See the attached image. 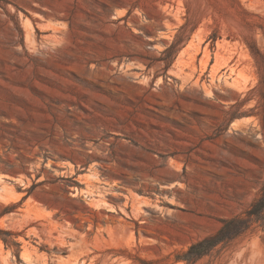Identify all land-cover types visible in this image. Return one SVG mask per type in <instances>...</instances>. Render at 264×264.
<instances>
[{
	"label": "rangeland",
	"instance_id": "rangeland-1",
	"mask_svg": "<svg viewBox=\"0 0 264 264\" xmlns=\"http://www.w3.org/2000/svg\"><path fill=\"white\" fill-rule=\"evenodd\" d=\"M263 184L264 0H0V264H264V217L180 258Z\"/></svg>",
	"mask_w": 264,
	"mask_h": 264
},
{
	"label": "trees",
	"instance_id": "trees-1",
	"mask_svg": "<svg viewBox=\"0 0 264 264\" xmlns=\"http://www.w3.org/2000/svg\"><path fill=\"white\" fill-rule=\"evenodd\" d=\"M263 217L264 184L260 195L252 201L249 208L245 211V216L239 214L222 220V225L215 233L210 234L200 241L192 244L180 258L192 263L209 253L217 245L221 243L225 244L243 234L252 226L254 222L261 220ZM3 233L5 232L0 229V236H2ZM4 241L6 243L8 242L5 238Z\"/></svg>",
	"mask_w": 264,
	"mask_h": 264
},
{
	"label": "bare ground",
	"instance_id": "bare-ground-1",
	"mask_svg": "<svg viewBox=\"0 0 264 264\" xmlns=\"http://www.w3.org/2000/svg\"><path fill=\"white\" fill-rule=\"evenodd\" d=\"M23 23H24L23 25L25 28L24 31L26 33L25 37H27V39L33 43L32 49H34L36 51L39 48H42V49L45 48L46 50H53V52L59 51L60 48L66 43V41L68 40L69 35H70L69 29H68L69 28L68 23L65 22L63 19H61L60 16L57 14H52V13H48V12H44V11H40V10H33L32 17H28L27 19L25 18ZM39 31L45 32L48 34L42 35L40 37V40L37 42L36 39H37V35H38ZM30 46H31V44H30ZM30 46H29V48H31ZM30 54H31V51H30ZM34 54L32 53V55H34ZM42 56H44V55H42ZM240 74L241 73H239V75ZM237 79L238 78H234L233 81H231V82L233 84L237 85V82H238ZM92 175H93V173H92ZM95 194L97 195V193H95ZM91 195H93V194H91ZM141 203H144V201L141 200L140 204ZM157 206H158V204H157ZM0 248H1V243H0Z\"/></svg>",
	"mask_w": 264,
	"mask_h": 264
}]
</instances>
